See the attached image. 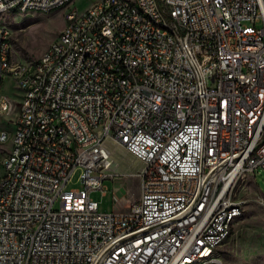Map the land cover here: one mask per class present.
<instances>
[{
    "label": "built area",
    "instance_id": "2783aa9c",
    "mask_svg": "<svg viewBox=\"0 0 264 264\" xmlns=\"http://www.w3.org/2000/svg\"><path fill=\"white\" fill-rule=\"evenodd\" d=\"M74 1L0 0V17ZM88 1L67 12L72 29L35 80L9 69L0 24V89L12 76L22 93L19 105L0 97V117L20 106L0 164V264H224V218L243 211L228 183L264 171V0H139L179 45L129 0ZM109 141L142 163V186L134 205L103 214L90 195L118 179ZM77 172L82 188L69 189Z\"/></svg>",
    "mask_w": 264,
    "mask_h": 264
},
{
    "label": "rangeland",
    "instance_id": "374dc122",
    "mask_svg": "<svg viewBox=\"0 0 264 264\" xmlns=\"http://www.w3.org/2000/svg\"><path fill=\"white\" fill-rule=\"evenodd\" d=\"M89 6L88 0H76L67 8L51 13L12 14L0 18V24L11 31L13 60L15 63H35L56 42L66 27V14L78 9L84 12ZM22 93L12 76H7L0 89V97L10 104L21 103ZM20 106H12V114L0 117V129L10 135L14 133L15 120ZM112 154V172L118 176L116 181L104 182L106 196L95 191L90 198L99 203V211L108 214L114 210L126 209L134 205L141 197V178L138 177L143 165L122 146L109 141ZM9 144L1 149L8 150ZM80 172H77L69 189H81ZM234 198L243 204L242 216L234 225L232 236L223 245L221 252L224 264H264V171L241 179L235 188Z\"/></svg>",
    "mask_w": 264,
    "mask_h": 264
},
{
    "label": "bare ground",
    "instance_id": "6f19581e",
    "mask_svg": "<svg viewBox=\"0 0 264 264\" xmlns=\"http://www.w3.org/2000/svg\"><path fill=\"white\" fill-rule=\"evenodd\" d=\"M130 10H137V14L141 15L142 23L157 25V31L163 32L169 40H171L172 45H179V31L171 26L168 23H157V18H155L152 13L146 11L144 5H139V0H129ZM1 18V17H0ZM73 18H66V27L64 30L72 29ZM10 30V29H9ZM8 49L9 53H13V45L11 41V37L8 38ZM47 52V51H46ZM38 61H46V53ZM38 61L35 63H18V65H26L28 67V80L37 79V71H38ZM9 69H17V63L13 64L9 62ZM17 86L20 87V80H16ZM3 105H10V102L6 99H3ZM18 143V132H14L13 135L8 137L0 138V149L9 144V147H15ZM112 159V155H111ZM11 163V154L4 153L3 150H0V164H9ZM7 177L6 167H0V182L4 178ZM241 179H235V181H230L228 183V191H234L237 183ZM55 195H63V188H55ZM13 198H20V190H13ZM235 214L230 215V217H225L223 221V233H232V228L238 219L242 216L241 204H234ZM185 264H212V257H203L202 260H198L197 262H186Z\"/></svg>",
    "mask_w": 264,
    "mask_h": 264
},
{
    "label": "crops",
    "instance_id": "0c3cea01",
    "mask_svg": "<svg viewBox=\"0 0 264 264\" xmlns=\"http://www.w3.org/2000/svg\"><path fill=\"white\" fill-rule=\"evenodd\" d=\"M123 210H125V209L124 208L123 209L121 208V210H117V211H123Z\"/></svg>",
    "mask_w": 264,
    "mask_h": 264
}]
</instances>
